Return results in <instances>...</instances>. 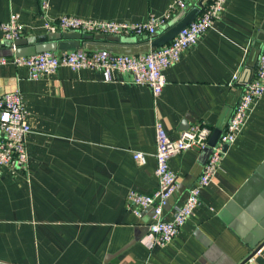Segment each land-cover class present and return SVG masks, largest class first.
<instances>
[{"label":"crops","instance_id":"crops-1","mask_svg":"<svg viewBox=\"0 0 264 264\" xmlns=\"http://www.w3.org/2000/svg\"><path fill=\"white\" fill-rule=\"evenodd\" d=\"M174 2L49 0L43 11L40 0H0V25L16 13L29 37L48 33L45 18L64 14L144 22ZM92 35L97 42L128 37ZM263 43L264 0H227L221 19L165 70L159 96L128 74L104 82L98 70L62 66L33 80L26 66L0 65L2 87L16 81L31 125L28 170L0 167V264H240L250 257L264 242V94L171 243L146 245L154 209L138 216L128 196L158 189L156 119L172 138L201 122L224 131L243 91L240 76L257 67ZM135 151L146 153L145 163ZM209 154L188 150L170 159L178 179L166 219L200 178Z\"/></svg>","mask_w":264,"mask_h":264},{"label":"built area","instance_id":"built-area-1","mask_svg":"<svg viewBox=\"0 0 264 264\" xmlns=\"http://www.w3.org/2000/svg\"><path fill=\"white\" fill-rule=\"evenodd\" d=\"M190 0H175L162 16L151 15L144 22L94 20L64 14L57 19L45 18L44 28L49 33L58 31H80L89 34L148 36L153 38L158 32L168 26L180 11L187 9ZM227 0H210L198 17L185 26L170 42L158 48H152L149 53L138 55H117L108 50L88 52L83 48L68 51H46L32 56L19 57L0 56V65L12 61L16 66H26L29 76L39 80L43 76L52 75L62 66L72 70L92 69L103 75L104 82L117 80L115 73L128 74L134 83L147 85L155 96H159L165 85V70L177 63L182 52L197 44L199 38L214 23L221 19ZM43 11L47 10L49 0H40ZM4 38L9 41L10 48L15 51L14 41L24 37V25L19 15L11 14L10 19L0 25ZM238 76L235 77L237 79ZM264 94V43L259 53L258 64L251 80L244 84L242 94L235 106L233 115L222 132L219 140L213 146L210 138L213 128L205 123H194L182 130L176 138L167 132L161 119H156L157 160L156 175L159 186L156 192L146 195L132 190L128 196V206L138 216L148 208L154 209L152 220L143 241L152 248L171 243L180 228L194 214L201 203V192L208 186L219 170L227 149L237 140L243 131L249 112L255 101ZM31 132L28 113L23 105L19 91L5 93L0 96V167L6 166L13 173L27 171L29 157L27 153V136ZM227 147V149H226ZM210 150L197 182L189 189L182 204H175L172 218L165 217V209L177 189V174L170 167V159L188 150ZM134 158L145 163V152L135 151ZM264 245L256 251L260 254ZM254 256L250 259L252 261Z\"/></svg>","mask_w":264,"mask_h":264},{"label":"water","instance_id":"water-1","mask_svg":"<svg viewBox=\"0 0 264 264\" xmlns=\"http://www.w3.org/2000/svg\"><path fill=\"white\" fill-rule=\"evenodd\" d=\"M209 1L210 0H198L189 10L184 9L180 11L178 16L174 17L163 31L151 39H138L136 36H128L126 37V40L121 42H97L93 40L92 34L80 31L49 32L22 37L21 39L15 40V51L10 48L11 44L9 41L0 42V56L16 55L24 57L46 51H68L79 48H83L88 52L108 50L117 55H138L141 53H149L152 48H158L170 43L185 26L198 17ZM254 70L255 69L252 67L245 68L240 76V81L243 84L248 83L254 74ZM5 82L7 83V80L0 78V96L5 93L17 91L18 88L14 79L10 80V86L2 87V84ZM222 132L223 131L220 129H215L213 131L210 138L211 146L217 143ZM263 245L264 242L257 248V250ZM256 251L240 264H264V248L260 254L254 256ZM253 256L254 259L250 261Z\"/></svg>","mask_w":264,"mask_h":264},{"label":"trees","instance_id":"trees-1","mask_svg":"<svg viewBox=\"0 0 264 264\" xmlns=\"http://www.w3.org/2000/svg\"><path fill=\"white\" fill-rule=\"evenodd\" d=\"M89 34V33H88Z\"/></svg>","mask_w":264,"mask_h":264}]
</instances>
